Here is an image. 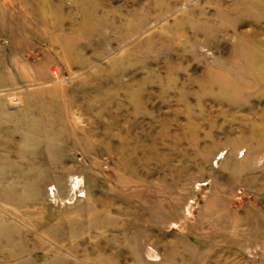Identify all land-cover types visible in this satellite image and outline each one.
I'll use <instances>...</instances> for the list:
<instances>
[{"label": "rangeland", "instance_id": "rangeland-1", "mask_svg": "<svg viewBox=\"0 0 264 264\" xmlns=\"http://www.w3.org/2000/svg\"><path fill=\"white\" fill-rule=\"evenodd\" d=\"M0 264H264V0H0Z\"/></svg>", "mask_w": 264, "mask_h": 264}, {"label": "bare ground", "instance_id": "bare-ground-1", "mask_svg": "<svg viewBox=\"0 0 264 264\" xmlns=\"http://www.w3.org/2000/svg\"><path fill=\"white\" fill-rule=\"evenodd\" d=\"M55 73V72H54Z\"/></svg>", "mask_w": 264, "mask_h": 264}]
</instances>
